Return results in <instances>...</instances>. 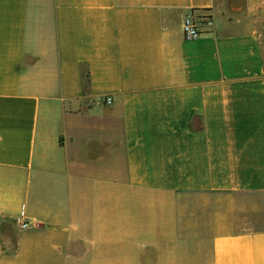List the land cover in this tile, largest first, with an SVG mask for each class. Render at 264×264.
Masks as SVG:
<instances>
[{"label": "crops", "instance_id": "crops-1", "mask_svg": "<svg viewBox=\"0 0 264 264\" xmlns=\"http://www.w3.org/2000/svg\"><path fill=\"white\" fill-rule=\"evenodd\" d=\"M0 264H264V0H0Z\"/></svg>", "mask_w": 264, "mask_h": 264}, {"label": "built area", "instance_id": "built-area-1", "mask_svg": "<svg viewBox=\"0 0 264 264\" xmlns=\"http://www.w3.org/2000/svg\"><path fill=\"white\" fill-rule=\"evenodd\" d=\"M209 27H211V19L209 17L204 15L195 16L193 12L186 14L182 21V30L184 36L187 38H195ZM106 102H110V98ZM28 225V220L23 217V212H21V218L19 220L20 228H26Z\"/></svg>", "mask_w": 264, "mask_h": 264}]
</instances>
